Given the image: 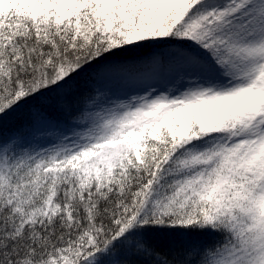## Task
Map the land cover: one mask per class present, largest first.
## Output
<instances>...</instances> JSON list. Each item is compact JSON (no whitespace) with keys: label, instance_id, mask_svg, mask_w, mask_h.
I'll return each instance as SVG.
<instances>
[{"label":"snow or ice","instance_id":"1","mask_svg":"<svg viewBox=\"0 0 264 264\" xmlns=\"http://www.w3.org/2000/svg\"><path fill=\"white\" fill-rule=\"evenodd\" d=\"M0 264H264V0H0Z\"/></svg>","mask_w":264,"mask_h":264}]
</instances>
